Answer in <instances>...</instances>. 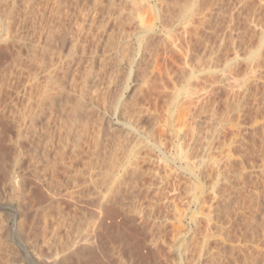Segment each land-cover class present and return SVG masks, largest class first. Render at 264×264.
<instances>
[{"label":"rangeland","instance_id":"obj_1","mask_svg":"<svg viewBox=\"0 0 264 264\" xmlns=\"http://www.w3.org/2000/svg\"><path fill=\"white\" fill-rule=\"evenodd\" d=\"M37 1V8L49 14L37 28L42 25L38 29L45 31V25L49 27L52 24L53 54L59 53L60 56L57 62H60L59 69H55L54 73L57 74L54 77L58 78L56 81H61L63 89L54 98L53 115L41 113L31 124L27 115L23 116L27 98L13 92V102L9 103L6 113L0 117V143L3 140L6 146L3 145L6 152L0 165L19 172V179L25 184V189L18 190L13 179L7 178L0 166V264H56L64 255L69 259L65 264H89L86 254L89 256L90 249L85 246L86 236L94 231L98 233L94 244L98 241L100 247L94 245L96 248L91 250L93 254L97 249L90 256L93 257L90 264H119V261L120 264H148L149 254L151 257L159 248L161 255L175 258L169 243L177 228L174 231V226L169 220L165 221V217H154L169 214L167 209L161 203L154 216L146 218L144 215V218L141 213L144 209L150 211L146 204L150 206L153 198L152 203H155L153 191L156 189H165L168 199L178 200L180 208H184L189 199L186 189H193L195 178L180 167L186 160L177 159L178 149L183 148L187 155L189 152L190 162L195 166L203 156L206 158L210 150L209 144L205 142H208V134L213 129L219 135L215 134V142L212 140L211 152L219 159L226 154L231 156V161L221 166L230 169L232 188L229 187L226 192L231 206L228 212L230 217L222 213L224 227L231 239L224 244V249L230 251L233 247L229 244L238 245V248L235 245L237 252L234 250L235 256L230 258L228 264H264V67L258 68L255 73V62L251 68L255 75L244 78L250 75V64L254 63L248 61L246 56L251 51L259 50L264 35V0ZM155 1L159 8L162 7L158 15L160 19L155 17L152 10ZM9 2V6L0 8V13L3 18L6 16L5 19L12 14L6 19V24L10 21L9 27L14 31L13 34L27 30L31 32L34 29L33 19L26 12L29 0H17L19 6ZM207 4L208 9H205ZM11 5L15 6L16 11L12 10L14 7ZM190 5L196 11L202 9L206 13L207 19L203 22L204 26L200 25L199 32L188 27V22L195 20L198 15L183 18L184 9ZM52 8L53 17L50 16ZM9 10L14 13H9ZM133 11H141L142 16L156 20L152 21L156 33L147 35L150 39L148 44V38H143V42L142 37H139L141 29L130 14ZM21 19L24 29L22 23L21 27L16 28ZM188 30L193 31V34L187 33ZM194 32H198L199 36ZM224 38L226 43L220 47ZM23 42L18 45L25 52L26 48L21 44ZM143 44L148 46L144 47ZM53 58L57 60L56 56ZM227 67L232 74L231 89L226 83L222 82L223 86L218 81L212 92L206 89L205 93L204 89L214 82L215 75L212 74V77L210 72L199 71L212 68V71L217 72L214 74H220ZM1 74L0 80L3 77ZM181 90H185L184 98H188V102L183 99L184 115H180L178 110L173 111L175 94ZM194 92H198L199 96L195 94L190 97ZM186 93L190 94L187 96ZM80 102L85 103L83 109L77 108ZM7 119L13 121L14 125L22 124V136L16 135V128L10 127L12 125L6 123ZM28 125L33 128H25ZM64 161L72 164L69 172L64 171ZM210 167L207 171L211 170L209 173L213 172V175L216 170L219 173V169H222L213 167L214 171ZM66 175H72L73 178L70 176L67 179ZM210 176L205 180L208 186L213 181V176ZM52 178L55 180L54 186L50 185ZM37 181L41 182L38 186L34 185ZM205 199L211 204L214 195L207 192ZM131 208L137 210L134 212ZM189 218L186 217L184 221L187 230L195 227ZM161 221L166 226H162ZM103 222L107 223L108 228L102 225ZM202 225L201 231L205 224ZM157 228L166 231L161 235ZM164 234L167 240L163 238ZM152 236L160 243L156 245L158 249H154L155 252L143 245ZM132 248L136 253H133V257ZM74 251H79V257ZM138 253H143L140 258ZM245 253L250 257L248 261H245ZM100 257L102 260H97ZM140 259L142 261L139 262ZM154 261L156 259L152 258L150 262ZM160 263L166 264L162 258Z\"/></svg>","mask_w":264,"mask_h":264},{"label":"bare ground","instance_id":"obj_2","mask_svg":"<svg viewBox=\"0 0 264 264\" xmlns=\"http://www.w3.org/2000/svg\"><path fill=\"white\" fill-rule=\"evenodd\" d=\"M11 2L12 4H16V1L17 0H0V8L1 7H6V6H9V5H7L8 4V2ZM28 1V0H27ZM30 1H32V2H30ZM140 1H143V2H146V1H150V0H140ZM156 1H159V2H161V0H156ZM155 1V2H156ZM203 1H205V0H203ZM9 2V3H10ZM44 2V1H43ZM154 2V3H155ZM199 2V1H198ZM207 2V1H206ZM47 3V2H46ZM137 3V2H136ZM152 3V2H151ZM202 3H204V2H202ZM209 3V2H208ZM27 4H28V8L25 6V8H27V15H32V18L31 19H33V21H32V23H33V25L32 26H34V27H32V28H34L31 32H30V30H27V31H25V32H23L22 31V28L24 29V23L22 22V19L21 20H19L18 21V23L16 24V28L18 27V26H20V24L21 25H23L22 26V28H21V31L22 32H19V33H16V34H13V32L14 31H12L11 29H10V21L8 22V24H6L7 22H6V19L7 18H10L11 16H12V14H10V15H8V16H10V17H7L6 19H5V17L6 16H4V18H3V15H1V13H0V72L2 73L1 75L3 76L2 78H1V80H0V117H2V115H4L5 113H6V110H7V108H8V105H9V103H11V102H13V92H16L18 95L19 94H22L23 96H25L26 98H27V104H26V106H25V111H24V113H23V116H26L27 115V117H28V120L30 121L31 120V124L35 121V119H36V117H38L39 115H41V113H49V114H51V115H53L52 113H53V105H55V102H54V98L56 97V95H58V93H59V90L60 89H63L62 88V83H60V82H58V81H56V80H58V78L56 77V79H55V77H54V75L55 74H57V73H54V71H55V69L56 70H58L59 69V66H58V64L60 63H57L58 62V60L60 59V56L57 54V55H54L53 54V50H55V49H53L54 47H53V28L51 27L52 26V24H51V26H47V25H45L46 26V29H45V31H44V29L43 30H39L38 28H40V27H38L37 28V26L38 25H40L41 23H42V20H43V18L44 17H46L47 16V14L48 13H46V12H44V11H41V10H39V8H37V5L39 4L38 3V1L37 0H29V3L27 2ZM141 4H142V2H141ZM210 4V3H209ZM16 5H18L19 6V2L16 4ZM58 5V4H57ZM137 5V4H136ZM194 5H195V3H194ZM201 5V4H200ZM199 5V6H200ZM11 6H13V5H11ZM11 6H10V8H11ZM51 6H52V4H51ZM204 6H205V4H204ZM212 6V5H211ZM14 8H12V10L14 9V11H16L15 10V6H13ZM137 7V6H136ZM141 7V8H140ZM140 7H138V8H140V10L142 9V6H140ZM161 7V6H160ZM210 7V6H209ZM54 8V7H53ZM53 8H52V10H51V12L52 13H50V16L51 17H53ZM62 8V7H61ZM135 8V7H134ZM203 8V7H202ZM211 8V7H210ZM209 8V9H210ZM3 9V8H2ZM6 9V8H5ZM58 9V8H57ZM205 9H208V4L206 5V7H205ZM205 9H203V10H205ZM12 10H9V13L10 12H12V13H14ZM26 10V9H25ZM133 10V9H132ZM152 10H154V12H155V14H156V18L158 19L159 17H158V15H159V13H160V11L162 12V7L161 8H159L158 6H157V2L155 3V4H153L152 5ZM211 10V9H210ZM7 11H8V7H7ZM7 11H6V13H7ZM20 11V10H19ZM62 11V10H61ZM207 11V10H206ZM209 11V10H208ZM207 11V12H208ZM0 12H1V10H0ZM26 12H25V14H26ZM84 13H86V12H84ZM210 13V12H209ZM130 14L132 15V17L134 18V19H136V22L138 23V25H139V28L141 29V31H139V37H142V39H141V41H143V38H144V40H145V37H146V39L148 38L147 37V35H149L150 33H153V32H155V30H154V23L152 22L153 20H154V18L153 19H151V18H146V15H145V17L144 16H142L143 14L141 13V11H136V12H130ZM200 14V15H199ZM49 15V14H48ZM83 15H85V14H83ZM86 15L87 16H89L87 13H86ZM191 15H198L197 16V18L195 19V20H193V21H187L188 23H189V25L191 26H189L188 25V27L191 29V30H193L194 29V31H198V29L201 31V29L199 28L200 27V25H202V26H204V24H203V22H205V20L207 19V18H205L206 17V13L205 12H202V9L200 10V9H197V11H196V8L194 7V6H188V7H186L185 9H184V16H183V18L184 19H186V18H188V17H190ZM57 16V15H56ZM56 16H54V17H56ZM154 16V15H153ZM211 16V15H210ZM213 16V15H212ZM84 17H86V16H84ZM131 17V18H132ZM14 18V17H13ZM28 18V17H27ZM86 18H88V17H86ZM191 18V17H190ZM29 19H30V17H29ZM48 19H50V17H48ZM160 19V18H159ZM25 20V19H24ZM85 20H87V19H85ZM51 21L53 22V20L51 19ZM154 21H156V20H154ZM159 21V20H158ZM211 21V20H210ZM26 22V21H25ZM187 22H186V25H187ZM15 23H16V21H15ZM47 23V22H46ZM202 23V24H201ZM12 24H13V22H12ZM158 25V24H157ZM207 25V24H206ZM215 25V24H214ZM15 26V25H14ZM44 26V25H43ZM185 26V25H184ZM21 27V26H20ZM155 27H158V26H155ZM14 28V27H13ZM189 28H187V29H189ZM193 28V29H192ZM203 28V27H202ZM20 28H18L17 30H19ZM16 30V29H15ZM154 30V31H153ZM157 30V29H156ZM170 30V29H169ZM233 30V29H232ZM43 31H44V33H43ZM190 30H188V32L187 33H192L193 34V31L192 32H189ZM206 31V30H205ZM17 32V31H16ZM66 32L68 33L67 35H69V31H67L66 30ZM158 32V31H157ZM160 32H161V30H160ZM163 32V31H162ZM167 32V31H166ZM199 32V31H198ZM196 33V32H194V34L196 33V34H198V36H199V33ZM203 32V31H202ZM229 32H231V31H229ZM20 33H22L21 35H19ZM156 33V32H155ZM164 33V32H163ZM167 34H169L168 32H167ZM184 34H185V32H184ZM195 34V35H196ZM201 34V33H200ZM228 34V33H227ZM232 34V33H231ZM36 35L38 36L37 38H36ZM65 35H66V33H65ZM165 35H166V33H165ZM170 35V34H169ZM169 35H166V36H168L169 37ZM191 35V34H190ZM27 36V37H26ZM151 36V35H150ZM192 36V35H191ZM73 37V36H72ZM163 37V36H162ZM197 37V36H196ZM29 39V40H27V41H25L26 39ZM190 38V37H189ZM221 38H222V36H221ZM70 39H74V38H70ZM78 39V38H77ZM192 39V38H191ZM148 40H150L149 38L147 39V44H148ZM165 40H166V38H165ZM197 40V39H196ZM198 40H200V39H198ZM24 41V42H23ZM71 41H73V40H71ZM81 41V40H80ZM225 41V38L223 39V42L220 44V47H221V45H224L226 42H224ZM246 41V40H245ZM250 41V40H249ZM20 42H23V43H21V44H23V47L25 46V52H24V50H22V49H20L21 48V46H19L18 44H20ZM75 43H76V40L74 41ZM144 42V41H143ZM198 42V41H197ZM230 42V41H229ZM228 42V43H229ZM261 42V43H260ZM259 43H260V48H259V50H255V51H249V50H247V51H249L250 53H249V55H247L246 56V58H247V60L249 61H253L252 63L253 64H250L251 65V67L249 68L250 69V71L252 72V70H251V68H252V65L254 66L255 65V62H256V68L257 69H254L253 71H258V68H260V67H264V35H263V37H262V40L260 41ZM65 43V42H64ZM73 43V42H72ZM233 43H234V41H233ZM236 43V42H235ZM234 43V44H235ZM141 44V43H140ZM146 44V43H145ZM232 44V43H231ZM75 45V44H74ZM144 45V44H143ZM218 45V44H217ZM216 45V46H217ZM236 45V44H235ZM145 46H148V45H144V47ZM219 47V46H218ZM218 47H216V48H218ZM236 48H237V45L235 46ZM74 48H75V46H74ZM77 48V47H76ZM192 48V47H191ZM226 48V47H225ZM252 48V47H251ZM250 48V49H251ZM257 48H258V46H257ZM57 49H59V48H57ZM228 49V48H227ZM240 49V48H239ZM60 50V49H59ZM188 50V49H187ZM238 50V49H237ZM72 51V50H71ZM70 51V52H71ZM75 51V50H74ZM73 52V51H72ZM214 52V51H213ZM62 53H60V55H61ZM188 54V53H187ZM212 54V53H211ZM210 54V55H211ZM209 55V54H208ZM53 56H56V59L57 60H55L54 61V58H53ZM190 57H192V56H190ZM189 57V58H190ZM218 57V56H217ZM63 58V57H62ZM215 58V57H214ZM100 59V58H99ZM102 59V58H101ZM104 59V58H103ZM188 59V58H187ZM136 60V59H135ZM191 60V59H190ZM216 60V59H215ZM63 61H64V59H63ZM101 61V60H100ZM237 61V60H236ZM135 62V61H134ZM186 63V62H185ZM227 63V62H226ZM232 63V62H231ZM251 63V62H250ZM215 64V63H214ZM228 65V64H227ZM231 65V64H230ZM230 65H228V66H230ZM58 67V68H57ZM247 67V66H246ZM249 67V66H248ZM228 68V67H227ZM224 69V70H219L218 72L220 73V74H214V73H217V72H214V71H212V68H209V69H206L205 71L203 70V71H199V72H210V76H212V74L213 75H215V77H216V75L219 77V79L217 80V78L218 77H213V80H214V82L213 83H210V84H208V86L204 89L205 90V93H206V89H208V92L209 91H213L214 90V86L216 85L215 83L217 82L218 83V81H220L221 82V84L223 85V83L225 84V85H230L231 83V80H230V77H231V75L232 74H230V72H228L229 71V68L228 69ZM255 68V67H254ZM62 69V68H61ZM60 69V70H61ZM248 69V70H249ZM215 71L217 70V69H214ZM255 71V73H257ZM56 72V71H55ZM232 72V71H231ZM236 72V71H235ZM246 72V71H245ZM251 72H250V75L248 74V76H245L244 78H249V77H251V76H253V75H255V73L254 72H252V74H251ZM191 73H193V72H191ZM193 74H195V73H193ZM202 74V73H201ZM260 74V73H259ZM262 74V73H261ZM260 74V75H261ZM246 75V74H245ZM258 75V74H257ZM256 75V76H257ZM200 76V75H199ZM264 76V75H263ZM198 77V76H197ZM201 77V76H200ZM211 77V78H212ZM24 78H26V79H24ZM203 78V77H202ZM210 78V77H209ZM208 78V79H209ZM210 78V79H211ZM201 79V78H200ZM207 80V79H206ZM212 81V80H211ZM252 81V80H251ZM208 82H210V81H208ZM223 82V83H222ZM64 83V82H63ZM85 84H87V83H85ZM215 84V85H214ZM244 84V83H243ZM242 84V85H243ZM195 86V85H194ZM224 86V85H223ZM227 86V87H228ZM244 86V85H243ZM197 87V86H196ZM204 87V86H203ZM230 87V89H231V86H229ZM228 87V88H229ZM247 87V86H246ZM202 88V87H201ZM233 88V87H232ZM234 89V88H233ZM233 89H232V91H233ZM245 89V88H244ZM192 90V89H191ZM229 90V89H228ZM61 91V90H60ZM193 91V90H192ZM195 91V90H194ZM197 91V90H196ZM235 91V90H234ZM201 93V92H200ZM230 93V92H229ZM233 93V92H232ZM187 94V93H186ZM190 94V93H189ZM189 94H187V96L189 95ZM197 95V96H199V93L198 92H194V93H192L191 95H190V97L191 96H193V95ZM202 95V94H201ZM208 95V94H207ZM210 95V94H209ZM211 96V95H210ZM213 96V95H212ZM184 97H186L185 96V90H181V91H179L178 93H176L175 94V97H174V101H173V111L174 110H178L179 111V113H181L180 115H184V113H183V109H182V107L184 106L183 105V102H184V100L183 99H186V98H184ZM195 97V96H194ZM188 99V98H187ZM187 99H186V101H187ZM192 99H193V97H192ZM195 99H196V101H197V97H195ZM191 101V100H190ZM211 101H212V99H211ZM188 102V101H187ZM187 104V103H186ZM83 105H85V103L83 104L82 102H80V103H78L77 104V108L78 109H83L82 107H84ZM186 107V106H185ZM201 109V108H200ZM171 110V109H170ZM186 110V109H185ZM172 111V110H171ZM199 111V110H198ZM186 112H187V110H186ZM171 114H174V113H171ZM176 114V113H175ZM194 116V115H193ZM182 118H183V116H182ZM184 119V118H183ZM190 120H192L191 118H189ZM186 120V119H185ZM7 122L6 123H8V124H10V125H12V126H10V127H14V128H16V135L17 136H22V132L24 131V127L23 128H21L22 127V124L19 126H17V125H14L13 124V121H11V120H9V119H7L6 120ZM194 121V120H193ZM110 122V121H109ZM185 122V121H184ZM188 122V121H187ZM172 124H173V121H172ZM198 124V123H197ZM188 125H189V123H188ZM172 126H174V125H172ZM191 126H193V125H191ZM10 127H9V129H10ZM175 127V126H174ZM188 127V126H187ZM199 127V126H198ZM25 128H28V129H30V128H33V127H30V125H28V127L26 126ZM176 129V128H175ZM196 129V128H195ZM218 129V128H217ZM23 130V131H22ZM173 130V129H172ZM177 130V129H176ZM194 130V129H193ZM4 131V130H3ZM25 131H27V130H25ZM195 131H197V130H195ZM29 132V131H28ZM18 133V134H17ZM26 133V132H25ZM24 133V134H25ZM27 134V133H26ZM176 134V133H175ZM207 134V133H206ZM215 134H217L216 133V129H213V131L211 130L210 132H209V136H208V142H205V143H208L209 145V151L207 152V154L205 155V157L206 158H204V156H203V158L202 159H200V161H198L197 162V164L195 165V166H193L192 164H191V160L189 159V158H191V156H190V154H189V152H188V155L190 156V157H188V155L186 154V152H184V150H182V149H178V154L176 155V157H177V159H180V160H186V162L185 163H182L181 164V168L183 169V170H185L186 172H189V174L192 176V178H195V186L193 187V189L192 190H190V188H189V190L188 189H186L187 191H186V197L188 196V201H186V204L184 205V208L183 209H181L180 208V206H179V204H180V202L178 203V200H174V199H168V197L165 195V193L167 192V191H164L163 189H156V190H154L153 192V196L155 197V203H152L153 201H154V198H153V196L152 195H150V196H152L151 198H153L152 200V202L150 203V206L148 205V204H146V207L148 208V207H150V211L148 212V211H146L145 209H144V211L142 212V210H141V216L142 217H144V215L146 216V218L148 217V216H154V212H156L157 210H156V208H157V206L159 205V204H163L162 206H164V208H166L167 209V211L169 212V214H166V215H158V217H156L157 215H155L154 217L155 218H162L163 219V217H165L166 218V220L165 221H167V220H169L170 222H171V224L174 226L173 227V229H174V231L176 230V228H177V231H176V233L173 235L172 234V236L170 237V238H172L173 236H174V238H172V241L169 243V248H170V250H171V252H172V254L174 253V256H176L175 258H173V256L172 257H170V258H172V259H174V260H172V259H170L169 258V256L168 255H161V253H160V248L158 249V251H159V253H158V255L157 256H155L154 257V255L158 252L157 251V249H156V245L158 244V239H159V234L157 235L158 236V239L154 236H152L151 237V239L149 238L148 240H150L149 242H146V240H145V243L143 244L145 247H146V249H148L149 250V247H151L152 248V252L154 251V249H155V251H157L156 253H153L154 255H151V257H150V254L149 253H147V254H149V256H148V260H150L151 261V259L152 258H154V259H156V261H158L159 263L161 262V258L165 261V263L166 264H228V262L230 261V258L232 257H234L235 256V252H234V250L236 249H234V247H235V245H236V247L238 246L237 244H235V245H232V244H229L230 245V247H233V248H230V247H228V248H230V251H228L227 249H224V244H227L228 242H230V241H228V240H231L230 238H228V235H229V233H228V230L224 227V222L222 221L224 218H223V214L222 213H224V216L227 214V216L229 215L228 214V212H229V208L231 207V206H229V202H230V200L228 199L229 197H227V195H226V192L228 191V188L230 187V185H231V183H230V181H229V176L231 175L230 174V169H227V167L224 169V168H222L221 166H225L226 165V163H227V161H231L230 160V158H231V156H229L230 154H226L225 156H223L221 159H219L220 157H216L215 156V154H213L212 152H211V146H212V144H213V139H214V136H215ZM201 135V134H200ZM217 135H219V134H217ZM1 136V135H0ZM185 136V135H184ZM202 137V136H201ZM205 137H207V136H205ZM1 138V137H0ZM20 138V137H19ZM24 138V137H23ZM28 138V137H27ZM183 138V137H182ZM17 139V138H16ZM20 139H22V138H20ZM19 139V141H21ZM191 139V138H190ZM197 139H198V137H197ZM1 140V139H0ZM206 140V139H205ZM213 140V141H212ZM188 142V141H187ZM195 142V141H194ZM215 142V141H214ZM201 143V142H200ZM234 143V142H233ZM19 144V143H18ZM22 144V143H21ZM154 144V143H153ZM176 144V143H175ZM5 146V144L3 143V140H2V142L0 143V164L2 163L1 161H4L3 160V153H5L6 152V146ZM20 145V144H19ZM155 145V144H154ZM193 145H195V144H193ZM201 145V144H200ZM221 145V144H220ZM22 146V145H21ZM153 146V145H152ZM187 147V146H186ZM201 147V146H200ZM214 147V146H213ZM218 147V146H217ZM227 147V146H226ZM225 147V148H226ZM178 148V147H177ZM180 148H181V146H180ZM220 149V148H219ZM196 150V149H195ZM223 150V149H222ZM194 152V151H193ZM198 152H199V149H198ZM197 152V153H198ZM176 153H177V151H176ZM222 153V152H221ZM193 154V153H192ZM194 155V154H193ZM196 155V154H195ZM245 156V155H244ZM195 157V156H194ZM193 157V158H194ZM243 158V157H242ZM65 160V159H64ZM193 160H195V159H193ZM246 160V159H245ZM63 164H64V171L65 172H69L70 170H72V164H70V163H68V162H66V161H64L63 162ZM210 165L211 166H213L215 169L216 168H218V167H221L222 169H224V170H220L219 169V173H217L218 171L216 170V172L215 173H217L216 175H215V173H214V175L212 174V173H209L210 171H207V170H209V168L208 167H210ZM229 165V164H228ZM0 166H2L1 168L3 169V173H4V175L7 177V178H12L13 179V181H14V184H15V187H17L18 188V190H23V189H25V184H24V182H23V180L21 181L20 179H19V177H20V175L18 174V173H16L15 171H13L12 169L10 170H8V168L7 167H5L3 164L2 165H0ZM7 166V165H6ZM54 166H55V164H54ZM56 167V166H55ZM213 167H210V168H212V170H214L213 169ZM244 167V166H243ZM234 168V167H233ZM232 169V168H231ZM56 170V169H55ZM55 170H53L52 171V173L53 174H55L56 172H55ZM75 170V169H74ZM73 170V171H74ZM181 170V169H180ZM215 171V170H214ZM235 172V171H234ZM71 173H72V171H71ZM70 173V174H71ZM74 173V172H73ZM72 173V174H73ZM18 174V175H17ZM67 174H69V173H67ZM230 174V175H229ZM210 175H212L213 177V181L212 182H210V183H208V184H210L209 186L206 184V182H205V180L208 178V177H211ZM67 176V175H66ZM72 177V175H69V176H67V179H70V178H68V177ZM240 176V175H239ZM243 176H245V175H243ZM263 176V175H262ZM22 177V176H21ZM54 178H55V176H54ZM73 178V177H72ZM171 178V177H170ZM56 179V178H55ZM211 179V178H210ZM242 180H243V177L241 178ZM53 180V181H52ZM189 180V179H188ZM68 181V180H67ZM170 181V180H169ZM208 181V180H207ZM240 181V180H239ZM53 182V183H52ZM63 182V181H62ZM39 183H41L40 181H37V182H34V185H37L38 186V184ZM50 185H52L53 184V186H54V184H55V180L52 178L51 180H50ZM192 183V182H191ZM186 184V183H185ZM33 186V185H32ZM34 187V186H33ZM32 187V188H33ZM31 188V187H30ZM31 188V189H32ZM137 188V187H136ZM154 188V187H153ZM159 188H161V187H159ZM231 188V187H230ZM235 188V187H234ZM129 189V188H128ZM140 189V188H139ZM232 189V188H231ZM120 190V189H119ZM124 190V189H123ZM135 190V189H134ZM147 190V189H146ZM152 190V189H151ZM118 191V190H117ZM130 191V190H129ZM148 191V190H147ZM156 191V192H155ZM233 191V190H232ZM121 192V191H120ZM172 192V191H171ZM207 192H209V194L210 193H212L213 195H214V201H213V203L211 202V204H208V202H207V200L205 199V197H206V193ZM117 193V192H116ZM124 193V192H123ZM126 193V192H125ZM134 194H135V191L133 192ZM146 193H148V192H146ZM233 193V192H232ZM128 194H129V192H128ZM132 194V193H131ZM130 194V195H131ZM142 194V193H141ZM167 194V193H166ZM172 194V193H171ZM178 194V193H177ZM230 194V193H229ZM237 194V193H236ZM247 194V193H246ZM149 195V194H148ZM184 195H185V193H184ZM208 195V194H207ZM117 196V195H116ZM133 196H135V195H133ZM140 196V195H139ZM139 196H137V197H139ZM177 196V195H176ZM241 196V195H240ZM124 197H125V195H124ZM131 197H132V195H131ZM136 197V198H137ZM101 198H102V196H101ZM119 198H120V196H119ZM127 198V197H126ZM135 198V197H134ZM150 198V197H149ZM151 198H150V201H151ZM174 198H175V195H174ZM182 198V197H181ZM91 199H93V198H91ZM98 199V198H97ZM109 199V198H108ZM246 199V198H245ZM60 200V199H59ZM94 200V199H93ZM112 200V199H111ZM117 200V199H116ZM119 200H121V199H119ZM134 200V199H133ZM133 200H132V202H133ZM141 200V199H140ZM122 201V200H121ZM120 201V202H121ZM246 201V200H245ZM261 201V200H260ZM98 202V201H97ZM99 202H100V200H99ZM114 202V201H113ZM123 202V201H122ZM131 202V203H132ZM135 202V201H134ZM138 202H139V200H138ZM242 202V201H241ZM252 202H253V200H252ZM262 202V201H261ZM264 202V201H263ZM94 203H95V201H94ZM117 203V202H116ZM118 203H119V201H118ZM141 203V202H140ZM144 203V202H143ZM232 203V202H231ZM237 203V202H236ZM244 203V202H243ZM250 203V202H249ZM115 204V203H114ZM135 204V203H134ZM259 204V203H258ZM97 205H98V203H97ZM101 205H103V204H101ZM116 205V204H115ZM144 205V204H143ZM148 205V206H147ZM246 205V204H245ZM263 205V204H262ZM118 206H119V204H118ZM117 206V207H118ZM135 206V205H134ZM133 206V207H134ZM137 206V205H136ZM232 206H233V204H232ZM123 207V206H122ZM130 207V206H129ZM140 207V206H139ZM146 207H144V208H146ZM159 207H160V205H159ZM183 207V206H182ZM247 207V206H246ZM146 208V209H147ZM238 208V207H237ZM236 208V209H237ZM132 209V208H131ZM134 209V208H133ZM132 209V210H133ZM149 209V208H148ZM165 209V210H166ZM234 209V208H233ZM246 209V208H245ZM137 210V209H136ZM136 210H133L134 212L136 211ZM139 210V211H140ZM116 211H117V209H116ZM125 211V210H124ZM123 211V212H124ZM127 211V210H126ZM145 211L146 212H148V214H146L145 213ZM231 211V210H230ZM101 212H102V210H101ZM120 212V211H119ZM128 212V211H127ZM126 212V213H127ZM131 212V211H130ZM138 212V211H137ZM160 212V214H161V212H162V210H160L159 211ZM164 212H166V211H164ZM167 212V213H168ZM264 212V211H263ZM157 213V212H156ZM241 213V212H240ZM96 214V213H95ZM94 214V215H95ZM137 214V213H136ZM135 214V215H136ZM139 214V213H138ZM162 214H164V213H162ZM255 214V213H254ZM93 215V214H92ZM105 215H107V214H105ZM127 215V214H126ZM131 215V214H130ZM140 215V214H139ZM169 215V216H168ZM263 215V214H262ZM134 216V215H133ZM16 217V216H15ZM98 218H97V220L99 219V216H97ZM109 217V216H108ZM113 217V216H112ZM126 217V216H125ZM132 217V216H131ZM186 217H190L189 219H191V221H192V224H194L193 226H195L194 228H191V229H186V227H185V219H186ZM229 217H230V215H229ZM233 217V216H232ZM239 217H241V216H239ZM250 217V216H249ZM93 218V217H92ZM127 218V217H126ZM145 218V217H144ZM244 218V217H243ZM242 218V219H243ZM100 219L102 220V218L100 217ZM104 219V218H103ZM112 219V218H111ZM125 219V218H124ZM230 219V218H229ZM256 219H257V217H256ZM255 219V220H256ZM263 219V218H262ZM130 220V219H129ZM140 220V219H139ZM264 220V219H263ZM103 221V220H102ZM143 221H145V220H143ZM150 221H152V220H150ZM168 221V222H169ZM225 221V220H224ZM246 221V220H245ZM93 222V221H92ZM130 222V221H129ZM147 222V221H146ZM148 222H149V220H148ZM155 222V221H154ZM157 222V224H158V221H156ZM159 222H160V220H159ZM169 222V223H170ZM252 222V221H251ZM263 222V221H262ZM124 223V222H123ZM132 223V222H131ZM161 223H162V226L163 225H165V223H164V221L162 222L161 221ZM160 223V224H161ZM164 223V224H163ZM167 223V222H166ZM169 223H167V226L169 225ZM202 223H203V225L205 224V226H203L202 225ZM227 223V222H226ZM246 223H247V221H246ZM257 223V222H256ZM104 224V222L102 223V225ZM107 224V223H106ZM106 224H104L105 225V227H107L108 228V226H106ZM144 224V223H143ZM187 224V223H186ZM234 224H236V223H234ZM263 224V223H262ZM121 225V224H120ZM190 225V224H189ZM188 225V226H189ZM203 226L204 227V229L201 231V227L200 226ZM257 225V224H256ZM261 225V224H260ZM158 227H159V225H157ZM166 226V225H165ZM164 226V228H166ZM187 226V227H188ZM250 226V225H249ZM248 226V227H249ZM262 226V225H261ZM122 227V226H121ZM143 227V226H142ZM151 227V226H150ZM169 227V226H168ZM104 228V227H103ZM144 228V227H143ZM234 228V227H233ZM239 228H241V227H239ZM247 228V227H246ZM146 229V228H145ZM149 229V228H148ZM158 230H160L159 228H157ZM231 229V228H230ZM242 229V228H241ZM259 229V228H258ZM105 230V229H104ZM123 230V229H122ZM150 230V229H149ZM152 230V229H151ZM158 230H156V231H158ZM162 230V229H161ZM159 231V233L161 232V235H162V233H164V231H166V230H164L163 232L162 231ZM251 230V229H250ZM91 231V230H90ZM146 231V230H145ZM153 231V230H152ZM155 231V230H154ZM231 231V230H230ZM252 231V230H251ZM87 232V231H86ZM150 232V231H149ZM173 232V231H172ZM241 232V231H240ZM145 233H147V232H145ZM166 233V232H165ZM232 233V232H231ZM257 233V232H256ZM261 233V232H260ZM89 234H90V232H89ZM96 234H98V233H96L95 231L94 232H92L91 234H90V236L89 235H87L86 236V242H87V244L85 245V246H87V247H89V249H90V251L89 250H87V253H88V251H89V256H88V254H86V257H88V262H92L91 261V259L93 260V257H91L90 258V256H93V254L96 252V250H94L95 252H93V254H92V252H91V250L92 249H95L96 247H94V245L95 246H99L100 247V245H97L98 244V241H96V243L97 244H94V238H95V236H96ZM148 234V233H147ZM150 234V233H149ZM253 234V233H252ZM251 234V235H252ZM100 235V234H99ZM104 235V234H103ZM145 235V234H144ZM160 235V238H162V236ZM165 235L166 234H164V236H163V238L165 237ZM246 235H248V234H246ZM149 236H151V235H149ZM244 236V235H243ZM88 237V238H87ZM98 237H100V236H98ZM133 237H134V235H133ZM143 237H145V236H143ZM236 237V236H235ZM252 238H253V235L251 236ZM97 238V237H96ZM166 238V237H165ZM238 238V237H237ZM250 238V237H249ZM101 240V239H100ZM143 240V239H142ZM142 240H141V242H142ZM162 240V239H161ZM166 240H167V238H166ZM165 240V241H166ZM171 240V239H170ZM102 241H103V238H102ZM137 241L139 242V240H138V238H137ZM232 241H233V239H232ZM237 241V240H236ZM235 241V242H236ZM129 243H130V241H128ZM132 242V241H131ZM159 242H160V240H159ZM162 242V241H161ZM167 242V241H166ZM234 242V241H233ZM257 242V241H256ZM103 243V242H102ZM106 242H104V244H105ZM134 243H135V240H134ZM221 243H222V245H221ZM84 244H85V242H84ZM127 244V243H126ZM131 244V243H130ZM142 244V243H141ZM160 244V243H159ZM159 244H158V246H159ZM132 245V244H131ZM130 245V246H131ZM164 245V244H163ZM259 245V244H258ZM104 246V245H103ZM128 246V245H127ZM137 246V245H136ZM157 246V247H158ZM93 247V248H92ZM98 247V248H99ZM132 247V246H131ZM138 247V246H137ZM154 247V248H153ZM161 247V246H160ZM243 247V246H242ZM262 247H264V246H262ZM35 248V247H34ZM71 248H75V247H70V249ZM83 248H86V247H83ZM129 248V247H128ZM141 248V247H140ZM169 248H167V249H169ZM238 248V247H237ZM244 248V247H243ZM138 249V248H137ZM86 250V249H85ZM142 250V249H141ZM166 250V249H165ZM246 250V249H245ZM93 251V250H92ZM100 251H101V249H100ZM100 251H98V252H100ZM103 251H105V250H103ZM128 251H130V250H128ZM131 251H133V248L131 249ZM143 251V250H142ZM154 251V252H155ZM169 251V250H168ZM236 251V250H235ZM253 251V250H252ZM90 252H91V254L92 255H90ZM118 252V251H117ZM147 252V251H146ZM151 252V253H152ZM237 252V251H236ZM74 253L76 254V257H79V251H74ZM108 253V252H107ZM133 253L134 254H136L135 253V251H133L132 252V254H131V256L133 257ZM166 253H167V251H166ZM247 253H249V252H247ZM143 253H141L140 255H142ZM246 254V253H245ZM260 254V253H259ZM68 255H70V254H68ZM138 255H139V253H138ZM137 255V256H138ZM139 255V257L138 258H140L141 256ZM169 255H170V253H169ZM107 256V255H106ZM241 256V255H240ZM246 256H247V254H246ZM249 256V255H248ZM247 256V258H246V260L245 261H248L249 260V258L250 257H248ZM132 257H130L131 258V260H132ZM144 256H142V258H143ZM113 258V257H112ZM141 258V259H142ZM144 258H146V256L144 257ZM143 258V259H144ZM100 260L101 259V257L100 258H97V260ZM107 259V258H106ZM108 259H109V257H108ZM107 259V260H108ZM126 259V258H125ZM133 259H136V257L135 258H133ZM139 260V262L140 261H142V260ZM159 259H160V261H159ZM255 259V258H254ZM95 260H96V257H95ZM102 260V259H101ZM106 260V261H107ZM67 261H69V259H68V257L66 256V255H64V257H63V259L62 260H60V261H58V262H56V264H65ZM127 261V260H126ZM129 261V260H128ZM135 261V260H134ZM144 261V260H143ZM146 261V260H145ZM144 261V262H145ZM149 261V263L148 264H156V263H158V262H156V261H154V262H150ZM251 261H252V259H251ZM101 262V261H100ZM111 262H112V260H111ZM136 262H137V260H136ZM156 262V263H155ZM163 262V261H162ZM263 262V261H262ZM89 263V264H90ZM95 263V262H94ZM98 263V262H97ZM101 263H103V262H101ZM112 263H116V262H112ZM119 264H120V261L118 262ZM158 263V264H159ZM243 263H245V262H243ZM252 263H253V261H252ZM16 264V263H15ZM140 264V263H139ZM144 264V263H143ZM146 264V263H145ZM161 264V263H160ZM246 264V263H245ZM249 264V263H248ZM257 264V263H256ZM262 264V263H261Z\"/></svg>","mask_w":264,"mask_h":264}]
</instances>
